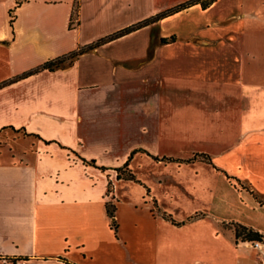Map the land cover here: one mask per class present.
<instances>
[{"label": "crops", "instance_id": "1", "mask_svg": "<svg viewBox=\"0 0 264 264\" xmlns=\"http://www.w3.org/2000/svg\"><path fill=\"white\" fill-rule=\"evenodd\" d=\"M16 1L0 0V264H262L232 222L264 240V0L193 3L28 74L185 0ZM153 29L174 38L149 56ZM129 156L138 180L116 176ZM147 161L205 162L240 203L174 217L135 173Z\"/></svg>", "mask_w": 264, "mask_h": 264}, {"label": "rangeland", "instance_id": "2", "mask_svg": "<svg viewBox=\"0 0 264 264\" xmlns=\"http://www.w3.org/2000/svg\"><path fill=\"white\" fill-rule=\"evenodd\" d=\"M76 15H73V18ZM74 21V20H73ZM152 41L148 49V55L153 53L155 42H159L157 29L152 31ZM11 143L8 142L7 146ZM129 166V165H128ZM137 177L147 179L174 217H183L190 211L207 208L213 199L236 200L240 203V197L228 189V183L224 173L214 169L205 162L196 165L168 162L159 167L147 161V168L135 170ZM132 185V187H130ZM138 183L123 181L119 185L120 191L137 192ZM110 188L112 190L113 183Z\"/></svg>", "mask_w": 264, "mask_h": 264}, {"label": "trees", "instance_id": "3", "mask_svg": "<svg viewBox=\"0 0 264 264\" xmlns=\"http://www.w3.org/2000/svg\"><path fill=\"white\" fill-rule=\"evenodd\" d=\"M22 0H17L16 1V5L17 6ZM213 0H185L183 2H180L172 7H169L165 10H162L160 12H157L151 16H148L146 18H143L135 23H132L124 28H121L117 31H114L110 34H107L105 36H102L100 38H98L96 41L94 42H91L89 44H85V45H82L80 46L79 48L77 49H73L65 54H61V55H58V56H55L53 58H50L46 61H44L43 63L39 64L38 66L24 72L23 74H28V73H31V72H34L36 70H39V69H42V68H55V67H60V66H64L66 64H70L73 62V60L80 54L82 53L83 51H86L88 49H91L93 48L94 46H96L97 44L99 43H102L108 39H111V38H114L116 36H119V35H122L124 33H127L137 27H140L142 25H145V24H149V23H152L154 21H157L158 19L166 16V15H169L179 9H182L184 7H187L193 3H201V5L203 7L209 5ZM13 9L14 8H10L9 9V15H10V18H9V23L12 25L13 23V20H14V12H13ZM74 12L76 13V9L75 11H73V15H74ZM174 36L173 35H170L169 37H161L160 38V41L161 42H165V41H168L170 39H173ZM130 156L128 157V159L120 166H117L115 167L116 170H117V178H125V179H132V180H138L135 176V174L132 172V170L129 168L128 166V160H129ZM204 159L208 162L211 161L210 157L208 154H205V153H198V154H194L193 156L189 157V158H186L184 159L185 161H192L194 159ZM110 185H111V182L109 181V184H108V190H110ZM256 197L259 199L260 202H264V199L261 198L260 196H258V194H256ZM107 212H108V215L110 217H112V220H111V226L116 230L117 228V223L115 221V219L113 218L114 216V209H115V205L114 203L112 202V200H109L107 201ZM167 218H170L174 223L176 224H179L181 223L182 221H177L175 219H173L171 217L170 214H164ZM194 216H197V214L195 213L194 215H191L190 218L194 217ZM233 224V228H234V232H235V236L237 239H241V240H254V239H261V234L253 229L252 227L250 226H247L245 224H242L240 222H232Z\"/></svg>", "mask_w": 264, "mask_h": 264}, {"label": "built area", "instance_id": "4", "mask_svg": "<svg viewBox=\"0 0 264 264\" xmlns=\"http://www.w3.org/2000/svg\"><path fill=\"white\" fill-rule=\"evenodd\" d=\"M109 191H111V188H110ZM252 244L255 247H262V252H263V263L262 264H264V240H262V239H254V240H252Z\"/></svg>", "mask_w": 264, "mask_h": 264}]
</instances>
